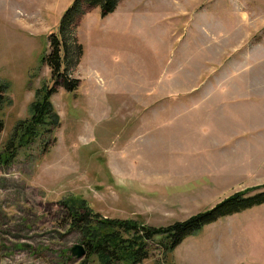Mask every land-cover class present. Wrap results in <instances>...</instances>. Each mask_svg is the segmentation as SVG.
Returning a JSON list of instances; mask_svg holds the SVG:
<instances>
[{"label":"rangeland","instance_id":"374dc122","mask_svg":"<svg viewBox=\"0 0 264 264\" xmlns=\"http://www.w3.org/2000/svg\"><path fill=\"white\" fill-rule=\"evenodd\" d=\"M73 1L0 0L11 101L0 152L51 85L48 37ZM66 43L80 87H56V144L36 142L0 169V264H83L62 204L73 197L110 220L168 227L264 186V0H123L104 18L84 6ZM245 213L260 228L221 218L172 254L156 238L143 264H234L264 248V204Z\"/></svg>","mask_w":264,"mask_h":264},{"label":"trees","instance_id":"16d2710c","mask_svg":"<svg viewBox=\"0 0 264 264\" xmlns=\"http://www.w3.org/2000/svg\"><path fill=\"white\" fill-rule=\"evenodd\" d=\"M123 0H74L63 13L58 33L48 37L49 49L44 63L51 71V85H45L36 92L30 107V118L19 121L0 152V169L16 160L19 151L39 142L42 151L49 150L57 142L56 131L61 127L60 116L55 110L52 97L56 87L74 93L80 84L69 77L66 35L74 33L76 22L83 14L84 6L99 8L101 16L114 13ZM78 52L83 47L78 46ZM9 86L0 82V134L5 127L1 115L11 105ZM68 216L71 230L82 235V244L87 248V260L91 264H143L150 258L151 241L159 238V248L164 255L172 254L188 237L200 233L206 226L221 218L248 211L264 204V186L237 192L211 209L200 212L185 221L168 227H151L134 220H110L95 212L86 201L70 198L62 202ZM84 261L83 264L88 262Z\"/></svg>","mask_w":264,"mask_h":264},{"label":"crops","instance_id":"0c3cea01","mask_svg":"<svg viewBox=\"0 0 264 264\" xmlns=\"http://www.w3.org/2000/svg\"><path fill=\"white\" fill-rule=\"evenodd\" d=\"M204 180H208L207 178H204L202 181H204ZM202 181H200V180H197L196 182H195V185H198L199 183H201ZM207 182H209V180L207 181ZM218 182H221L220 180L218 181ZM250 210H248V211H245V212H249ZM245 212H243V213H241V214H235V215H232V216H229V217H225V218H230V219H232L233 217H238V216H241V215H243V214H245V218H239V221H242L243 223L244 222H246L245 223V225H244V228H247V229H250V230H255V229H257V228H260V223L259 222H256V221H254V220H248L250 217H252L250 214H246ZM232 217V218H231ZM220 220V219H219ZM218 220V221H219ZM217 221V222H218ZM217 222H215V224H218ZM214 224V223H213ZM212 224V225H213ZM211 225V226H212ZM231 225L232 226H235L234 224H232L231 223ZM209 226V225H208ZM231 226V227H232ZM241 226H243V225H241ZM207 227V226H206ZM205 227V228H206ZM203 230H205V229H203ZM233 238H231L230 240H232ZM215 241H217V240H215ZM233 245L235 246V245H237V246H239V245H241V241L240 240H236L234 243H233ZM252 244L251 243H248V245L247 246H251ZM264 248L262 247V246H259V245H255V247L253 248V250H251V251H246V250H244V251H242L241 253H240V256H237V257H233L232 258V262L234 263V264H264V250H263ZM252 253V254H251Z\"/></svg>","mask_w":264,"mask_h":264},{"label":"water","instance_id":"95a60500","mask_svg":"<svg viewBox=\"0 0 264 264\" xmlns=\"http://www.w3.org/2000/svg\"><path fill=\"white\" fill-rule=\"evenodd\" d=\"M87 253V249L84 245L76 244L72 248V255L77 258V260H81L83 257H85Z\"/></svg>","mask_w":264,"mask_h":264},{"label":"bare ground","instance_id":"6f19581e","mask_svg":"<svg viewBox=\"0 0 264 264\" xmlns=\"http://www.w3.org/2000/svg\"><path fill=\"white\" fill-rule=\"evenodd\" d=\"M87 254V253H86ZM86 256V255H85Z\"/></svg>","mask_w":264,"mask_h":264}]
</instances>
